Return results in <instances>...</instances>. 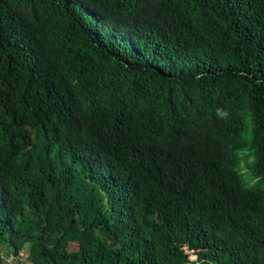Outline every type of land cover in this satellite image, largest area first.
<instances>
[{"label": "trees", "instance_id": "trees-1", "mask_svg": "<svg viewBox=\"0 0 264 264\" xmlns=\"http://www.w3.org/2000/svg\"><path fill=\"white\" fill-rule=\"evenodd\" d=\"M8 257L264 264V0H0Z\"/></svg>", "mask_w": 264, "mask_h": 264}, {"label": "rangeland", "instance_id": "rangeland-1", "mask_svg": "<svg viewBox=\"0 0 264 264\" xmlns=\"http://www.w3.org/2000/svg\"><path fill=\"white\" fill-rule=\"evenodd\" d=\"M70 249H71V250H74V249H75V246H74V245H71ZM191 258H192V259H195V255H191ZM24 259H25V258H24ZM25 262H26V264H29V263L27 262V260H26ZM12 264H15V261H14Z\"/></svg>", "mask_w": 264, "mask_h": 264}, {"label": "built area", "instance_id": "built-area-1", "mask_svg": "<svg viewBox=\"0 0 264 264\" xmlns=\"http://www.w3.org/2000/svg\"><path fill=\"white\" fill-rule=\"evenodd\" d=\"M12 260H13L12 257H8V258H7V261L10 262V263L14 262V261H12Z\"/></svg>", "mask_w": 264, "mask_h": 264}]
</instances>
